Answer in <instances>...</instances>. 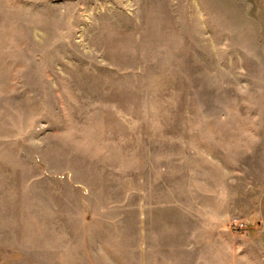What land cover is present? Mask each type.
Wrapping results in <instances>:
<instances>
[{
    "label": "rangeland",
    "instance_id": "1",
    "mask_svg": "<svg viewBox=\"0 0 264 264\" xmlns=\"http://www.w3.org/2000/svg\"><path fill=\"white\" fill-rule=\"evenodd\" d=\"M0 264H264V0H0Z\"/></svg>",
    "mask_w": 264,
    "mask_h": 264
}]
</instances>
